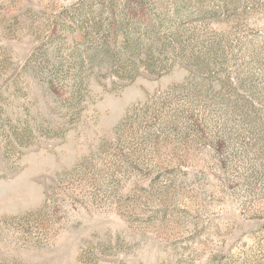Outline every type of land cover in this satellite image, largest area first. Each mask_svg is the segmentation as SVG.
<instances>
[{
	"label": "rangeland",
	"instance_id": "1",
	"mask_svg": "<svg viewBox=\"0 0 264 264\" xmlns=\"http://www.w3.org/2000/svg\"><path fill=\"white\" fill-rule=\"evenodd\" d=\"M0 264H264V0H0Z\"/></svg>",
	"mask_w": 264,
	"mask_h": 264
}]
</instances>
